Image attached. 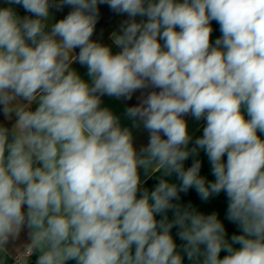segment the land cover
I'll return each instance as SVG.
<instances>
[{
    "label": "clouds",
    "instance_id": "9594fccd",
    "mask_svg": "<svg viewBox=\"0 0 264 264\" xmlns=\"http://www.w3.org/2000/svg\"><path fill=\"white\" fill-rule=\"evenodd\" d=\"M3 3L0 264H264V0ZM102 4L128 17L115 53L92 39ZM137 91L130 127L102 106ZM189 115L205 122L194 141ZM133 128L149 133L139 150ZM201 151L213 181L200 159L185 167ZM141 170L159 174L152 190ZM193 188L203 201L225 193L240 234L178 202Z\"/></svg>",
    "mask_w": 264,
    "mask_h": 264
},
{
    "label": "trees",
    "instance_id": "16d2710c",
    "mask_svg": "<svg viewBox=\"0 0 264 264\" xmlns=\"http://www.w3.org/2000/svg\"><path fill=\"white\" fill-rule=\"evenodd\" d=\"M5 6H7V5H5L3 3V0H0V7H5ZM15 8H16V11L18 12V14H20L21 16L26 14L22 7L15 6ZM211 24H212L213 32L211 34L210 39L212 42H214L215 39L220 37L221 32H220L219 24L217 22L212 21ZM203 127H204V125H202L201 129L196 133L195 136H193V141L195 140V138L202 135ZM197 158L202 161L201 175L205 176L208 181H213L215 178L212 175L211 164L207 158V155L203 151H201L199 153L198 157H190L185 162V167L187 168V167L191 166V164L193 163V160L197 159ZM225 160H226V157H225ZM158 176H159V174L152 175L143 184V187H147L149 190H152L155 187V185L158 183ZM170 179L179 185L180 181L175 177V175H173ZM178 202L181 203L182 205H185V206L188 203H191L193 205V207H195L199 212H202L203 214H206V215L211 214L213 212H216L218 214V218L222 221V223L225 226L227 238L230 239V237L233 234H240V229H239L238 225L227 219L228 200H227L225 193L222 192L218 196H212L208 201H203L199 197V195L197 194L196 190L193 188V189H189V191L187 193H183V192L180 193V200ZM168 216H169V219L173 218L172 211L168 212ZM159 218H160V216L158 215L157 219H159ZM177 231H178V229L174 227L172 229V235H173V237H174V239L178 245V250H179V245L182 244V241H180V239L177 235ZM236 247H239V245H236ZM226 254H227L226 252L222 251L221 252V258H223V256ZM35 259H36V256L34 255L32 257V264H35ZM70 264H74V262H70ZM184 264H191V262L188 261L186 256L184 257Z\"/></svg>",
    "mask_w": 264,
    "mask_h": 264
},
{
    "label": "crops",
    "instance_id": "0c3cea01",
    "mask_svg": "<svg viewBox=\"0 0 264 264\" xmlns=\"http://www.w3.org/2000/svg\"><path fill=\"white\" fill-rule=\"evenodd\" d=\"M57 13H58L57 10L55 9L52 10V22L57 21ZM107 16L108 17H103L98 19L92 39L111 46L113 53H115L119 51V49L113 44L110 37L113 32L120 30L121 24L123 23L124 20L128 19V17L125 14H121L115 16L116 18L110 23L108 19L112 18L109 17L112 15L109 14ZM76 51L78 53L79 50L77 49ZM72 67L77 70V72L81 75V77H83V79L85 78L84 76H87V69L85 66H82L79 63H74ZM148 91H151V89H149ZM140 96H141V91H137L133 95L131 100L116 99L114 97L104 96L102 97V106L109 107L115 114H117L121 118V123L123 126L130 127L132 122L124 115L125 109L127 107L137 105L139 103L138 98ZM185 119L188 122V129L190 135H192V137L195 136L196 133L201 129L202 125L204 124V121L203 120L196 121L190 115L186 116ZM3 124L7 125V120L4 118V116H3ZM132 131L134 137V146L137 148V150H139V148L142 146H146L149 140V133L143 128H139V129L133 128ZM141 178L145 182L149 179L144 176L143 170H141ZM26 240H27V230H25L21 234L20 240L17 243H21Z\"/></svg>",
    "mask_w": 264,
    "mask_h": 264
},
{
    "label": "water",
    "instance_id": "95a60500",
    "mask_svg": "<svg viewBox=\"0 0 264 264\" xmlns=\"http://www.w3.org/2000/svg\"><path fill=\"white\" fill-rule=\"evenodd\" d=\"M108 9H109V7L106 4L99 5V18L106 17L105 14L107 13ZM71 10L72 9L69 6H65L61 10H59L57 13V21L59 19L64 18ZM115 16H118V14H114V16H112V18L108 19L110 23L116 18ZM101 28H103V27H101Z\"/></svg>",
    "mask_w": 264,
    "mask_h": 264
},
{
    "label": "rangeland",
    "instance_id": "374dc122",
    "mask_svg": "<svg viewBox=\"0 0 264 264\" xmlns=\"http://www.w3.org/2000/svg\"><path fill=\"white\" fill-rule=\"evenodd\" d=\"M85 78V80L87 81V80H89V77H87V76H84ZM83 78V77H82ZM0 124H3V115L2 114H0ZM204 124H205V122H204ZM203 124V125H204ZM7 125L10 127V122H8L7 121Z\"/></svg>",
    "mask_w": 264,
    "mask_h": 264
},
{
    "label": "flooded vegetation",
    "instance_id": "af4514ba",
    "mask_svg": "<svg viewBox=\"0 0 264 264\" xmlns=\"http://www.w3.org/2000/svg\"><path fill=\"white\" fill-rule=\"evenodd\" d=\"M111 13L112 16H114V13L110 8L107 10V13L105 14L106 17H108L107 15H109ZM112 16H109V17H112Z\"/></svg>",
    "mask_w": 264,
    "mask_h": 264
}]
</instances>
